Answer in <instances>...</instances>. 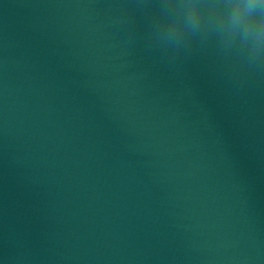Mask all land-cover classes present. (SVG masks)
<instances>
[{"label": "water", "instance_id": "95a60500", "mask_svg": "<svg viewBox=\"0 0 264 264\" xmlns=\"http://www.w3.org/2000/svg\"><path fill=\"white\" fill-rule=\"evenodd\" d=\"M0 264H264V0H0Z\"/></svg>", "mask_w": 264, "mask_h": 264}]
</instances>
